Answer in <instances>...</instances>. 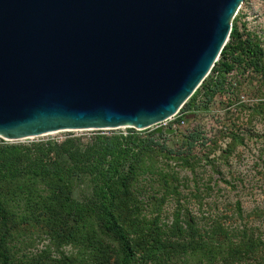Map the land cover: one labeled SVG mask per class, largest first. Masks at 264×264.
Segmentation results:
<instances>
[{
  "label": "rangeland",
  "instance_id": "rangeland-1",
  "mask_svg": "<svg viewBox=\"0 0 264 264\" xmlns=\"http://www.w3.org/2000/svg\"><path fill=\"white\" fill-rule=\"evenodd\" d=\"M233 25L260 50L259 67L238 65L226 73L228 89L205 105L198 87L196 110L164 142L176 149L188 131L198 128L208 143L186 157L154 145L137 150L131 159L134 171L119 188L127 193L112 190L117 226L124 237L135 239L132 249L145 248L155 264H179L181 259L206 264L199 251L170 253V241L180 239L186 222L196 226L195 235L212 222L231 229L255 226L249 232L253 236L264 232V0H242L230 20ZM130 129L145 135L153 127L57 130L14 140L0 136V145L19 144L21 154L26 150L35 165L52 170L63 162L60 144L66 139L80 148L96 135ZM90 193L86 177L18 176L0 182V261L5 256L6 264H105L108 258V264H117L121 251L111 233L62 210L65 197L94 202Z\"/></svg>",
  "mask_w": 264,
  "mask_h": 264
},
{
  "label": "water",
  "instance_id": "water-1",
  "mask_svg": "<svg viewBox=\"0 0 264 264\" xmlns=\"http://www.w3.org/2000/svg\"><path fill=\"white\" fill-rule=\"evenodd\" d=\"M242 0H0V136L145 129L208 74Z\"/></svg>",
  "mask_w": 264,
  "mask_h": 264
},
{
  "label": "trees",
  "instance_id": "trees-1",
  "mask_svg": "<svg viewBox=\"0 0 264 264\" xmlns=\"http://www.w3.org/2000/svg\"><path fill=\"white\" fill-rule=\"evenodd\" d=\"M259 53L260 50L256 46L253 47L234 25L231 26L217 59L198 86L204 97V105L215 94L228 89L229 80L225 78V74L236 66L250 65L257 69L260 65L257 59ZM198 87L180 108L185 112L181 117L184 120L196 110L195 95ZM202 131L198 128L188 131L176 149L164 144L171 132L156 128L145 135H137L131 129L125 134L96 135L80 148L77 146L72 148L74 140L66 139L60 144L64 155L63 162L54 165L57 167L52 166V170L35 165L25 156L26 150L21 154L24 149L21 145L5 143L0 145V182L11 181L18 176L26 179L54 176L55 179L63 181L86 177L87 181L91 182L90 195L95 198L94 202L88 203L65 197L62 210L82 219H91L100 229L111 233L117 239L121 251L117 264H137L139 261L155 264L148 257L149 253L145 248L136 253L131 246L135 239L124 237L122 229L117 226L112 211V190H119L125 180L129 179L134 171L131 159L135 158L137 150L154 145L168 153L186 157L192 152L193 141ZM119 191L122 194L127 193L125 188ZM3 214L4 209L0 205V215ZM251 227L250 229L242 224L240 228L231 229L219 222H212L201 234L195 235L196 226L186 222L187 229L182 230L180 239L170 241V253L199 251L204 256L206 264H264V232L253 236L249 232L257 229L255 226ZM219 233H222V239L218 237ZM95 245L99 250L98 243L95 242ZM107 259H104L105 264H108ZM0 264H6L5 256H2ZM179 264H185L184 259H181Z\"/></svg>",
  "mask_w": 264,
  "mask_h": 264
},
{
  "label": "built area",
  "instance_id": "built-area-1",
  "mask_svg": "<svg viewBox=\"0 0 264 264\" xmlns=\"http://www.w3.org/2000/svg\"><path fill=\"white\" fill-rule=\"evenodd\" d=\"M181 108V107H180ZM178 109L177 112L165 120L158 122L152 125L153 129L164 130V131H174L176 127L183 124L184 119L181 118L185 112H182L181 109ZM160 141V140H159ZM208 143V136L205 132H201L199 137L193 141L192 151L198 149L202 146H205Z\"/></svg>",
  "mask_w": 264,
  "mask_h": 264
}]
</instances>
